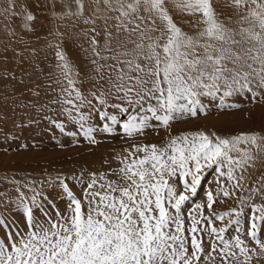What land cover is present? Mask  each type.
I'll return each instance as SVG.
<instances>
[{"label":"snow or ice","instance_id":"6c2138e0","mask_svg":"<svg viewBox=\"0 0 264 264\" xmlns=\"http://www.w3.org/2000/svg\"><path fill=\"white\" fill-rule=\"evenodd\" d=\"M225 6L243 9L239 18L248 22V27L239 32L229 28L219 19L213 0H72L65 4L62 16L93 25L90 44L98 43L95 25L98 20L102 22L103 50L111 53L102 59L115 61L108 65L115 74V81L109 75V82L117 94L123 93L119 98L127 103L122 108L124 113L132 107L137 109L128 118H121V123L112 114L121 105L113 103L105 110L107 97L97 96L101 105L97 111L92 101L75 88L69 58L58 52L60 67L72 86L64 90L65 103L70 106L65 111L79 125L83 136L96 143L97 132L111 133L122 127L124 133L132 135L145 129L167 128L172 121L197 117L207 108L201 97L215 100L218 93L219 107H239L224 103L226 97L237 93L247 91L258 96L253 87L264 88V0H228ZM173 9L181 14H198L201 19L196 23H203L204 28L195 36L186 34L178 26ZM0 14L15 18L16 0H7ZM19 14L26 28L30 26L28 22L38 19L31 8L27 13L21 9ZM237 35L241 39H236ZM245 44L248 46L243 47ZM93 55L100 56V51L93 48ZM93 63L97 68L104 67L95 60ZM83 107L89 111H81ZM93 112L97 120L102 118L100 126L88 123ZM57 123L63 132L65 124ZM68 134L79 133L72 130ZM241 141L264 151L260 144L264 137L255 134L222 139L204 132L176 136L165 147H138L136 152L145 155L126 158L113 173L116 181L95 174L90 178L84 191L86 205L64 183L62 188H68L64 194L69 198L67 210L58 215L54 210L42 221L36 218V212L42 207L44 193L38 196L35 189L30 197L21 193L18 205L24 215L19 220L26 230L13 232L10 238L5 233L0 242V264H200L205 253L202 233L206 226L210 237L215 236L210 258L212 252L219 251L222 264H232L233 260L252 264L250 253L255 249L246 247L240 235L232 242L225 237L230 229L242 230L243 208L213 216L190 211L188 227L183 213V207L198 195L205 169L216 171L218 177L236 180V187L241 186L239 179L243 177L237 179L235 169L252 159L248 149L237 147ZM232 151L242 155L236 159ZM62 179L58 177L57 181ZM222 194L230 195L226 189ZM206 195L211 209L215 203L213 194L209 191ZM202 208L201 204L195 205L196 210ZM233 213L237 219L225 227L212 224ZM3 219L0 216V221ZM248 222L247 235L264 250V206H253Z\"/></svg>","mask_w":264,"mask_h":264},{"label":"rangeland","instance_id":"374dc122","mask_svg":"<svg viewBox=\"0 0 264 264\" xmlns=\"http://www.w3.org/2000/svg\"><path fill=\"white\" fill-rule=\"evenodd\" d=\"M71 2L72 0H16L18 14L15 18H6L0 14V216L4 218L0 221L3 225L0 228V242L5 233L10 238L11 233L26 230L19 220L24 215L23 208L18 205L21 193L26 197L33 195V189L38 196L44 193L42 207L36 212V218L42 221L44 216L54 210L57 215L67 210L69 198L64 194L68 188H62L64 183L86 205L84 191L90 178L95 174L104 180L116 181L117 177L113 173L123 166L126 158H143L145 155L142 151L136 152L138 147L152 144L165 147L176 136L194 132H204L222 139L242 134L264 137V88L254 86L253 91L259 93L256 97L245 91L225 98V104H237L239 107H219L218 93L215 100L201 97L207 108L197 117H185L183 120L170 122L167 128L161 126L157 130L145 129L132 135L124 133L122 127L111 133L97 132L94 133L96 143L89 141L65 111L70 106L65 103L67 94L64 90L72 86L68 84L60 67L58 52H64L69 58L75 88L92 101L97 111L101 109L100 103L95 99L97 96L107 97L105 110L113 103L121 105L119 111L113 109L112 112L121 123V118H128L137 109L132 107L129 113H124L122 108L127 103L119 98L123 93L117 94L109 82V75L114 82L115 74L111 73L108 65L115 61L111 58L102 59L111 56V53L103 50L105 32L102 22L98 20L95 25L94 38L98 43L90 44L93 25L62 16L63 6ZM88 2L91 3V0ZM213 2L219 19L229 28L239 32L248 27V22L239 18L243 9L226 7L228 0ZM6 3L7 0H0V13H3ZM33 4L38 6L32 8ZM56 5L60 7L57 8ZM29 8L38 19L28 22L30 26L26 28L23 16L19 13L21 9L27 13ZM172 14L178 26L190 36H195L204 28L203 23H196L201 19L198 14H181L175 9ZM236 39L241 37L237 35ZM112 46L115 47V41ZM93 48L100 51V56L93 55ZM94 60L104 67L97 68ZM75 95L76 92L73 91L72 97ZM81 111L87 112L89 109L83 107ZM92 117L88 123L96 126L103 123L102 118L97 120L95 112ZM57 122L65 124L63 132ZM113 127L116 128L115 125ZM72 130L79 134L69 135ZM260 144L264 148V141ZM237 147L248 149L252 157L242 168L235 169L237 179L243 177L239 179L241 186L236 187V180L228 179L227 176L218 177L216 171L205 169L198 195L183 207L185 226H190V211L193 214L202 211L204 216H213L243 208L242 230L230 229L225 237L232 242L236 235H240L245 240L246 247L255 249L250 253L253 257L252 264H264V250L247 235L248 218L253 206H264V151L243 141ZM230 154L236 159L242 155L237 151ZM58 177L63 179L57 181ZM222 189L228 190L230 195L225 197ZM181 190L182 188H178V191ZM209 191L215 201L211 209L207 207L206 193ZM196 204L203 205V208L196 210ZM256 214L259 215L258 209ZM235 219L237 216L233 213L223 220H213L212 224L221 228ZM202 235L205 253L200 264H222L219 251L212 252L211 258L208 256L211 241L215 240V236L209 235V227H205ZM261 239L264 240V236ZM217 244L222 247L219 241ZM236 251L239 255L238 250ZM232 264L238 262L233 260Z\"/></svg>","mask_w":264,"mask_h":264},{"label":"bare ground","instance_id":"6f19581e","mask_svg":"<svg viewBox=\"0 0 264 264\" xmlns=\"http://www.w3.org/2000/svg\"><path fill=\"white\" fill-rule=\"evenodd\" d=\"M222 135V134H221Z\"/></svg>","mask_w":264,"mask_h":264}]
</instances>
